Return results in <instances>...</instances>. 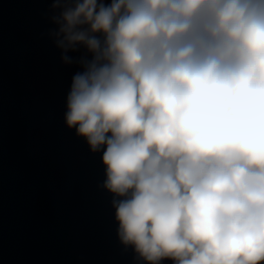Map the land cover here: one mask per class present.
I'll list each match as a JSON object with an SVG mask.
<instances>
[{"label": "clouds", "instance_id": "9594fccd", "mask_svg": "<svg viewBox=\"0 0 264 264\" xmlns=\"http://www.w3.org/2000/svg\"><path fill=\"white\" fill-rule=\"evenodd\" d=\"M51 9L82 68L65 122L103 152L121 243L147 264H264V0Z\"/></svg>", "mask_w": 264, "mask_h": 264}, {"label": "water", "instance_id": "95a60500", "mask_svg": "<svg viewBox=\"0 0 264 264\" xmlns=\"http://www.w3.org/2000/svg\"><path fill=\"white\" fill-rule=\"evenodd\" d=\"M51 4L0 0V264H147L119 239L103 152L65 122L82 68L62 61Z\"/></svg>", "mask_w": 264, "mask_h": 264}]
</instances>
